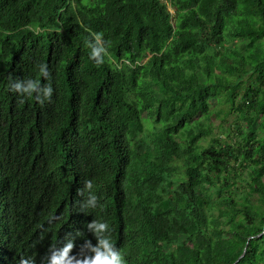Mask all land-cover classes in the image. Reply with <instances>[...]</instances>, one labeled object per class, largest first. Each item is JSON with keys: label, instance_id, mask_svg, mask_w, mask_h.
<instances>
[{"label": "trees", "instance_id": "obj_1", "mask_svg": "<svg viewBox=\"0 0 264 264\" xmlns=\"http://www.w3.org/2000/svg\"><path fill=\"white\" fill-rule=\"evenodd\" d=\"M168 4L0 0V264L93 219L126 264H264V0Z\"/></svg>", "mask_w": 264, "mask_h": 264}, {"label": "clouds", "instance_id": "obj_2", "mask_svg": "<svg viewBox=\"0 0 264 264\" xmlns=\"http://www.w3.org/2000/svg\"><path fill=\"white\" fill-rule=\"evenodd\" d=\"M165 3L164 0H160ZM96 40L100 37L95 36ZM91 48L90 58H96L102 49L88 45ZM39 71L43 75L46 71L43 65L39 66ZM10 89L17 93L22 99L24 97H33L36 99V94L43 92L45 96L51 95V88L41 86L40 83L33 79H17L10 82ZM85 188L91 189V182L85 181ZM99 205L98 198L89 194L81 204L80 210L85 214L91 213L89 210H95ZM102 207V206H101ZM89 232L92 233L96 240L95 245L89 240H85L79 248L77 255H69L74 244L71 239H68L63 247L57 248L56 244L50 245L44 257L41 258V264H126L123 252L115 247L111 240V229L107 223L93 219L86 225ZM20 264H35L32 257L21 259Z\"/></svg>", "mask_w": 264, "mask_h": 264}, {"label": "rangeland", "instance_id": "obj_3", "mask_svg": "<svg viewBox=\"0 0 264 264\" xmlns=\"http://www.w3.org/2000/svg\"><path fill=\"white\" fill-rule=\"evenodd\" d=\"M85 1L87 2L88 0H85ZM164 1H166V0H164ZM168 8L171 10L172 13H174V10L171 8V6L168 5ZM233 119H234L233 117H231L229 119H226L225 123L227 122L226 124L228 125L229 122H231ZM215 123L216 124H219L220 123V120H215Z\"/></svg>", "mask_w": 264, "mask_h": 264}, {"label": "water", "instance_id": "obj_4", "mask_svg": "<svg viewBox=\"0 0 264 264\" xmlns=\"http://www.w3.org/2000/svg\"><path fill=\"white\" fill-rule=\"evenodd\" d=\"M245 253H246V250H245V252L237 259V261L234 263V264H237V262L245 255Z\"/></svg>", "mask_w": 264, "mask_h": 264}, {"label": "bare ground", "instance_id": "obj_5", "mask_svg": "<svg viewBox=\"0 0 264 264\" xmlns=\"http://www.w3.org/2000/svg\"><path fill=\"white\" fill-rule=\"evenodd\" d=\"M168 1H169V0H166V1H165V4H167V5L171 6L170 4H168Z\"/></svg>", "mask_w": 264, "mask_h": 264}]
</instances>
